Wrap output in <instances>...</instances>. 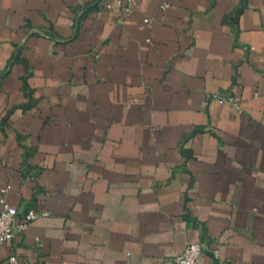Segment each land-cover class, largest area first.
Masks as SVG:
<instances>
[{"label":"crops","instance_id":"crops-1","mask_svg":"<svg viewBox=\"0 0 264 264\" xmlns=\"http://www.w3.org/2000/svg\"><path fill=\"white\" fill-rule=\"evenodd\" d=\"M118 1L0 0V264H264V0Z\"/></svg>","mask_w":264,"mask_h":264},{"label":"built area","instance_id":"built-area-1","mask_svg":"<svg viewBox=\"0 0 264 264\" xmlns=\"http://www.w3.org/2000/svg\"><path fill=\"white\" fill-rule=\"evenodd\" d=\"M133 0H128L126 10H129ZM122 1L117 2L121 5ZM165 7L168 3H165ZM107 8H112V4H106ZM208 98L216 100L220 103L231 102L234 103V99L231 96H227L220 93L208 94ZM6 192V190H3ZM2 210L0 212V243L10 241L15 238L18 233L23 232L28 226L40 216L46 215V213H39L33 209H29L26 212L20 214L18 208L9 205L4 199H1ZM205 251V245L202 242L196 241L187 244L182 254L178 255L174 261V264H200L199 259ZM217 252V251H216ZM215 255L218 256V254ZM8 264H22L17 254H11L8 258Z\"/></svg>","mask_w":264,"mask_h":264}]
</instances>
